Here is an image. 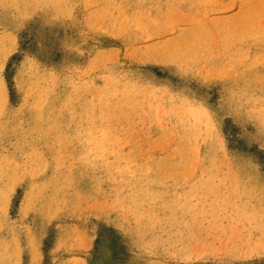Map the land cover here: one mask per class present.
Wrapping results in <instances>:
<instances>
[{
  "label": "rangeland",
  "instance_id": "obj_1",
  "mask_svg": "<svg viewBox=\"0 0 264 264\" xmlns=\"http://www.w3.org/2000/svg\"><path fill=\"white\" fill-rule=\"evenodd\" d=\"M264 0H0V264H264Z\"/></svg>",
  "mask_w": 264,
  "mask_h": 264
},
{
  "label": "snow or ice",
  "instance_id": "obj_2",
  "mask_svg": "<svg viewBox=\"0 0 264 264\" xmlns=\"http://www.w3.org/2000/svg\"><path fill=\"white\" fill-rule=\"evenodd\" d=\"M261 143H264V141H262Z\"/></svg>",
  "mask_w": 264,
  "mask_h": 264
}]
</instances>
